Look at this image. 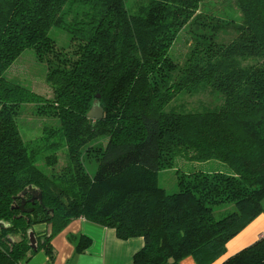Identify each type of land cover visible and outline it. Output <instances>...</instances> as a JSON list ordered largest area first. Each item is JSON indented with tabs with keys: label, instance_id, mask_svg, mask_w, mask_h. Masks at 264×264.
Listing matches in <instances>:
<instances>
[{
	"label": "trees",
	"instance_id": "trees-1",
	"mask_svg": "<svg viewBox=\"0 0 264 264\" xmlns=\"http://www.w3.org/2000/svg\"><path fill=\"white\" fill-rule=\"evenodd\" d=\"M224 2L0 0V264L41 250L54 264V237L80 218L143 238L133 264H264V236L226 256L264 211V0ZM53 28L69 33L65 47ZM28 49L51 97L9 79ZM200 94L213 102L191 106ZM30 105L46 122L27 140ZM184 154L194 165L169 193L159 174ZM214 160L228 171L194 167Z\"/></svg>",
	"mask_w": 264,
	"mask_h": 264
},
{
	"label": "crops",
	"instance_id": "crops-1",
	"mask_svg": "<svg viewBox=\"0 0 264 264\" xmlns=\"http://www.w3.org/2000/svg\"><path fill=\"white\" fill-rule=\"evenodd\" d=\"M264 236V217L261 215L228 245L226 256H232L254 244ZM81 238H89L91 246L79 253ZM56 252L54 264H133L134 255L144 247L143 238L121 240L116 231L80 218L53 239ZM28 264H49L44 250L39 251ZM183 264H195L188 259Z\"/></svg>",
	"mask_w": 264,
	"mask_h": 264
},
{
	"label": "rangeland",
	"instance_id": "rangeland-1",
	"mask_svg": "<svg viewBox=\"0 0 264 264\" xmlns=\"http://www.w3.org/2000/svg\"><path fill=\"white\" fill-rule=\"evenodd\" d=\"M137 1L141 0H128V5L135 4ZM225 0H217L218 7L225 6ZM51 34L57 37V41L60 46L65 47L64 41L69 42V33L57 28L51 30ZM54 36V37H55ZM186 51V47L180 44L174 46V53L178 59L183 58V55ZM47 67L44 63L40 62L37 59L34 51L32 49L26 50L18 59V61L13 65V70L9 75L11 81L16 83H22L26 88L32 90L33 92L42 95L43 97H51L49 85L46 82ZM187 101L190 102L191 106H196L197 108L202 104H211L213 99L207 94H200L193 98H187ZM39 107L36 105L22 106L21 115L19 117L21 123V131L25 139H30L35 134L38 133V125L40 123L46 122L45 119H41L35 115ZM38 135V134H37ZM65 151L59 152V155L62 156ZM45 157V156H44ZM66 156L60 159V164L58 167H63L65 165ZM41 166L44 168L45 163L40 162ZM194 162L186 158V154L179 156L175 160V167L173 169H166L159 174V185L166 189L169 193H174L178 191V171L187 172V169L192 167ZM195 169L204 170L206 172H216V171H228V167L217 160L210 161L208 163L196 164ZM97 171V164L93 163L89 165V172L94 175ZM264 208V199L262 201ZM264 217V211L261 214ZM40 229V228H39ZM250 246V245H249Z\"/></svg>",
	"mask_w": 264,
	"mask_h": 264
},
{
	"label": "water",
	"instance_id": "water-1",
	"mask_svg": "<svg viewBox=\"0 0 264 264\" xmlns=\"http://www.w3.org/2000/svg\"><path fill=\"white\" fill-rule=\"evenodd\" d=\"M99 99H100V96H97V100L94 102L93 108L90 111V113L88 114V117L90 119L96 120V121L102 120L104 117V111H103L102 107L100 106V100ZM28 192L33 195V198L31 201L35 202L38 200V201L42 202V194L40 191H38L37 189H34V188H30L28 190ZM25 206H26V203L23 202L20 208L24 211ZM31 244H32L33 248L36 247V240H35V236L33 233L31 234Z\"/></svg>",
	"mask_w": 264,
	"mask_h": 264
}]
</instances>
